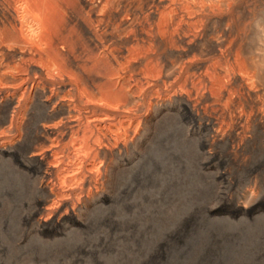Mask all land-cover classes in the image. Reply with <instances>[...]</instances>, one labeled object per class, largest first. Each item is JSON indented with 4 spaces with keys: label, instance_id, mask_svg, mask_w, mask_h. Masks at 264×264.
Listing matches in <instances>:
<instances>
[{
    "label": "bare ground",
    "instance_id": "bare-ground-1",
    "mask_svg": "<svg viewBox=\"0 0 264 264\" xmlns=\"http://www.w3.org/2000/svg\"><path fill=\"white\" fill-rule=\"evenodd\" d=\"M222 1L0 0V91L14 102L0 103V136L40 145L41 193L82 191L110 149L137 136L143 113L173 99L246 180L240 199L264 193V69L240 56L233 13L244 8ZM58 153L77 167L60 169Z\"/></svg>",
    "mask_w": 264,
    "mask_h": 264
},
{
    "label": "rangeland",
    "instance_id": "rangeland-1",
    "mask_svg": "<svg viewBox=\"0 0 264 264\" xmlns=\"http://www.w3.org/2000/svg\"><path fill=\"white\" fill-rule=\"evenodd\" d=\"M221 4L244 8L233 13L240 56L264 69V0ZM140 127L121 153L110 149L102 174H86L82 191L66 186L60 201L38 189L40 145L0 136V264H264V193L240 199L247 182L228 172L224 148L209 146L176 99L143 113ZM75 158L58 153V167L76 168Z\"/></svg>",
    "mask_w": 264,
    "mask_h": 264
},
{
    "label": "clouds",
    "instance_id": "clouds-1",
    "mask_svg": "<svg viewBox=\"0 0 264 264\" xmlns=\"http://www.w3.org/2000/svg\"><path fill=\"white\" fill-rule=\"evenodd\" d=\"M252 195H255V193L253 192ZM240 206H241V205H239V204L237 205V207H240ZM243 207H244L245 209H247V208L249 207V205L244 204Z\"/></svg>",
    "mask_w": 264,
    "mask_h": 264
}]
</instances>
